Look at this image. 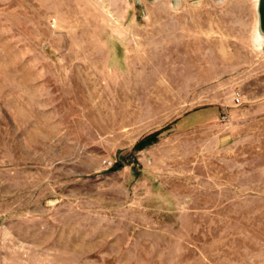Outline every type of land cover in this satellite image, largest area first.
<instances>
[{
  "label": "rangeland",
  "instance_id": "374dc122",
  "mask_svg": "<svg viewBox=\"0 0 264 264\" xmlns=\"http://www.w3.org/2000/svg\"><path fill=\"white\" fill-rule=\"evenodd\" d=\"M255 9L0 0V264H264Z\"/></svg>",
  "mask_w": 264,
  "mask_h": 264
},
{
  "label": "water",
  "instance_id": "95a60500",
  "mask_svg": "<svg viewBox=\"0 0 264 264\" xmlns=\"http://www.w3.org/2000/svg\"><path fill=\"white\" fill-rule=\"evenodd\" d=\"M256 20L254 29V38L256 34L260 35V40L264 41V0H255ZM257 41V40H256Z\"/></svg>",
  "mask_w": 264,
  "mask_h": 264
},
{
  "label": "trees",
  "instance_id": "16d2710c",
  "mask_svg": "<svg viewBox=\"0 0 264 264\" xmlns=\"http://www.w3.org/2000/svg\"><path fill=\"white\" fill-rule=\"evenodd\" d=\"M160 131V129L151 131L147 134H145L144 136H142L140 139H138L134 144H133V148L139 149L143 146H145L146 144L152 143L153 141L156 140L157 138V134ZM121 166V162L120 161H114L112 163V165L110 166L111 168H117Z\"/></svg>",
  "mask_w": 264,
  "mask_h": 264
},
{
  "label": "built area",
  "instance_id": "2783aa9c",
  "mask_svg": "<svg viewBox=\"0 0 264 264\" xmlns=\"http://www.w3.org/2000/svg\"><path fill=\"white\" fill-rule=\"evenodd\" d=\"M234 95H235V98H238V93H235Z\"/></svg>",
  "mask_w": 264,
  "mask_h": 264
}]
</instances>
